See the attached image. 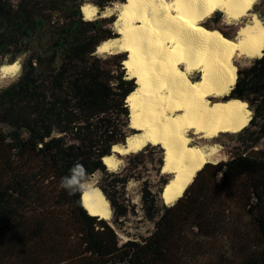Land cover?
Masks as SVG:
<instances>
[{"label":"trees","instance_id":"1","mask_svg":"<svg viewBox=\"0 0 264 264\" xmlns=\"http://www.w3.org/2000/svg\"><path fill=\"white\" fill-rule=\"evenodd\" d=\"M125 1L0 0V57L22 60L20 76L0 90V264H264V158L247 155L264 139V54L234 66L237 82L221 99L252 111L246 127L227 132L237 141L232 157L205 164L173 205L161 198L165 175L155 193L145 189L148 236L122 244L83 206L82 185L100 171L114 223L129 212L108 190L104 157L126 143L119 119L135 80L125 74L126 52L97 54L117 36L114 17L88 20L82 11ZM254 11L264 23L259 4ZM76 165L69 192L60 181Z\"/></svg>","mask_w":264,"mask_h":264},{"label":"bare ground","instance_id":"2","mask_svg":"<svg viewBox=\"0 0 264 264\" xmlns=\"http://www.w3.org/2000/svg\"><path fill=\"white\" fill-rule=\"evenodd\" d=\"M256 1L126 0L115 23L120 36L98 47L103 53L127 52L124 65L137 83L126 101L130 126L138 132L128 136L124 145H114L113 151L125 154L148 144L162 146V171L173 174L163 191L166 204L181 197L218 153L213 144L195 143L191 130L211 140L222 132H239L251 120L246 102H213L210 97L229 95L238 78L236 59L263 55L264 23L254 11ZM216 10H222L229 23L240 21L232 39L202 25ZM82 11L92 19L98 7L86 3ZM19 67L18 62L3 65V78ZM195 70L201 72L198 80L191 77ZM104 162L115 170L121 161L109 155ZM83 188L82 201L89 213L109 219L112 209L100 187L87 181Z\"/></svg>","mask_w":264,"mask_h":264},{"label":"rangeland","instance_id":"3","mask_svg":"<svg viewBox=\"0 0 264 264\" xmlns=\"http://www.w3.org/2000/svg\"><path fill=\"white\" fill-rule=\"evenodd\" d=\"M122 3L124 2H115L112 5L107 6L106 9L101 12V14L98 8L97 15H95L92 18V19H96L99 17L113 16L114 22L112 23L111 26L114 32L116 33L117 37L120 36V33L118 32V28L115 23L118 18V13H119L118 10L120 9ZM255 4L257 5L259 4L260 11L264 13V0H257ZM220 11L221 13L219 15L214 14L215 12L211 14L213 18L210 16L205 18V20L202 21V25H204V22H206L207 19L210 18L208 24L211 27L217 28V30L219 29L222 32H226L230 36L234 37L238 28L237 23H239L240 21L229 23L226 21L224 12L222 10ZM92 19H88V20H92ZM117 37H113V38H117ZM121 52L122 51H118V52L114 51L113 53H109V52L103 53V52H98L97 49V54L102 57H107L111 54L121 53ZM126 56L128 57L127 52H126ZM255 59L256 58L236 59L233 65L234 66L236 65L238 68L246 67L251 65ZM16 62H18V64L20 65L19 67L20 71L18 70L15 74L11 73L8 74L6 78H3V73L0 70V90L8 86L12 82H14L20 76L21 74L20 68H21L22 60L19 59ZM5 64H10V63L7 61V59H3L0 57V69ZM125 72H126L125 73L126 77L128 79L135 80V85L137 87L136 78L134 77L131 78L127 70ZM200 75L201 72L199 70H195L191 74V77L193 80H198L200 78ZM210 99L213 102L218 100L222 101L221 100L222 98H218V97H210ZM127 108L129 112L127 114V117L125 115H122L119 120L121 123L127 121L125 130H127V138H128V136L138 132V130L130 126V107L128 106V102H127ZM250 112L252 118V111L250 110ZM190 135L194 138L195 143L198 144L210 143L209 145L213 144L217 146L218 153L216 154L215 159L209 161L208 163H218L219 161L222 160H228L232 157V151L236 149L237 141L235 137L230 134H227V132L220 133L218 136L211 139L212 141L208 140L207 138L201 137L200 134L194 133L193 130H191ZM255 147L264 150V139ZM164 151L165 150L162 146L153 145V144H148L139 152L124 154V153H118L116 151H112L113 154L111 155H114L117 159H120L121 162L118 168L115 170H111L107 167L109 174H112L107 177L108 180L112 183V184L110 183V185L108 184L109 185L108 190L113 194L116 193L117 196H119L120 200L123 201L128 206L129 212L128 215L124 217L121 220V222H119V224L117 225L113 221V213L112 216L106 220H108L116 228L120 237V242L122 244L127 242L128 240H142L144 237L148 236L154 229V222L148 220L145 217L143 204H142V196L145 189H149L153 193H155L159 189V186L162 181V177H161L162 175H165L168 180H170L173 176L172 173H166L162 171V167L164 165ZM106 176L107 175H104L103 172L99 171L92 174L91 177L89 178V181H91L93 184L98 186V182L103 180V178ZM126 177H127V182L122 181V179H125ZM161 198H163L162 195Z\"/></svg>","mask_w":264,"mask_h":264},{"label":"clouds","instance_id":"4","mask_svg":"<svg viewBox=\"0 0 264 264\" xmlns=\"http://www.w3.org/2000/svg\"><path fill=\"white\" fill-rule=\"evenodd\" d=\"M79 170V166L76 165L70 170V175L61 178L60 187L64 190L71 192L73 188L77 185L78 176L77 172Z\"/></svg>","mask_w":264,"mask_h":264},{"label":"water","instance_id":"5","mask_svg":"<svg viewBox=\"0 0 264 264\" xmlns=\"http://www.w3.org/2000/svg\"><path fill=\"white\" fill-rule=\"evenodd\" d=\"M263 54H264V52H263ZM261 57V56H260ZM118 153H120V152H118ZM247 155H249V156H251V157H255V158H264V150L263 149H260V148H256V147H254V148H252V149H250L249 151H248V153H247ZM167 185V184H166ZM165 185V186H166ZM82 187H83V185H82ZM164 189H165V187H164ZM164 189H163V191H164ZM162 191V193H161V195L163 196V192ZM83 194V193H82ZM183 196V195H182ZM82 198V197H81ZM179 199V198H178ZM177 199V200H178ZM176 200V201H177ZM175 201V202H176ZM174 202V203H175ZM174 203H172V204H170V205H173ZM82 204H83V202H82ZM166 205H169V204H166ZM84 206V205H83Z\"/></svg>","mask_w":264,"mask_h":264}]
</instances>
